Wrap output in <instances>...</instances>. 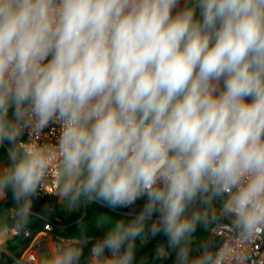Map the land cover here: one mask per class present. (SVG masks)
<instances>
[{"label": "clouds", "instance_id": "clouds-1", "mask_svg": "<svg viewBox=\"0 0 264 264\" xmlns=\"http://www.w3.org/2000/svg\"><path fill=\"white\" fill-rule=\"evenodd\" d=\"M0 149L4 229L122 217L44 264H264V0H0Z\"/></svg>", "mask_w": 264, "mask_h": 264}, {"label": "trees", "instance_id": "trees-1", "mask_svg": "<svg viewBox=\"0 0 264 264\" xmlns=\"http://www.w3.org/2000/svg\"><path fill=\"white\" fill-rule=\"evenodd\" d=\"M4 151L3 149H0V158L3 157L4 155ZM53 199L55 198H44V199H36L35 204H36V208H34V210L41 212L42 213V209L45 207L46 204H50L51 206H54V211L51 214H45L46 217H48L50 220H44L42 218H34L31 226H30V230H31V235L25 240L22 241L21 237L16 236L15 237V242H18L19 246L23 247V251L29 247L31 241H32V236L40 230L45 229V226L47 224H51L53 226V233L56 237L60 238V239H64L67 240L69 237L75 235L76 233H78L80 231V227L81 225H84L87 229L88 235L92 236V237H101L104 234V229L99 225L97 217L101 214H108L111 215L112 217L115 218V220L121 219L122 217L118 216L116 213L110 211L107 208L102 207L99 204H93L88 206V215L86 216V218L76 224L73 225L69 228H58L55 225H65V224H69L75 220H77L78 218H80L84 212V208H80L78 211H68V210H63L61 208H59V205L57 203H53ZM11 199L9 198V200L7 202H2L0 203V207H5L7 208V224H10L11 221L9 219V211L10 209L8 207L11 206ZM143 201L138 202L137 207H139L140 205H142ZM127 211L126 209H122ZM160 243H166L165 238L160 235L157 236L155 239L150 240V242L147 245L141 246L137 245V253H136V259L137 262L139 264V261L142 259L147 258L146 264H153L152 261V257L154 254V250L157 244ZM87 254V253H86ZM16 258L18 259H22L23 257V252H16L15 253ZM173 259H174V255L172 258H169L167 260L164 261H156L155 264H173ZM1 264H13V262L11 260L8 259V257L6 255H2V262Z\"/></svg>", "mask_w": 264, "mask_h": 264}, {"label": "crops", "instance_id": "crops-1", "mask_svg": "<svg viewBox=\"0 0 264 264\" xmlns=\"http://www.w3.org/2000/svg\"><path fill=\"white\" fill-rule=\"evenodd\" d=\"M4 208L3 212H0V264L2 262V255L5 252H11L15 255L16 252H23L22 259H19L24 264V259L28 253H35V257L38 260V264H44V262L51 258L50 246L53 243H59L64 239L56 237L53 231H47L45 229L37 231L32 236V241L24 251L23 247L19 246L18 242H15V237L12 231L3 228L7 224V208ZM32 233H30L31 235ZM29 235V236H30ZM29 258V256H28Z\"/></svg>", "mask_w": 264, "mask_h": 264}, {"label": "built area", "instance_id": "built-area-1", "mask_svg": "<svg viewBox=\"0 0 264 264\" xmlns=\"http://www.w3.org/2000/svg\"><path fill=\"white\" fill-rule=\"evenodd\" d=\"M49 133L51 134L52 132H54V129H50L48 130ZM58 188V183L56 180V171H55V166H53L52 172H51V182L48 183L47 185H45L43 192L41 193L40 197L38 199H44V198H56L55 196V192ZM45 230L47 231H52L53 230V226L51 224H47L45 226ZM12 233L14 234V236H17V234L12 231ZM219 236H223L224 232L221 231L220 233H218ZM257 252H260L261 255H264V250H261L259 247H257ZM29 260H36V257L34 254L29 255Z\"/></svg>", "mask_w": 264, "mask_h": 264}, {"label": "rangeland", "instance_id": "rangeland-1", "mask_svg": "<svg viewBox=\"0 0 264 264\" xmlns=\"http://www.w3.org/2000/svg\"><path fill=\"white\" fill-rule=\"evenodd\" d=\"M57 203L58 205H59V208H61V209H63V210H67L63 205H61L58 201H57V198H55V199H53V203ZM37 206H36V204L34 203V208H36ZM79 210V209H78ZM78 210H76V211H78ZM69 211V210H68ZM101 217H108V218H111L112 220H115V218L114 217H112L111 215H108V214H101V215H99L98 217H97V220H98V223H99V225L104 229V230H106V228H104V225H103V221H101ZM63 241H65V240H62V241H59V243H61V242H63ZM32 254H34L35 255V253H28L27 254V256L25 257V259H24V264H38V260L36 259V260H34V261H32V260H29V258H28V256L29 255H32Z\"/></svg>", "mask_w": 264, "mask_h": 264}, {"label": "water", "instance_id": "water-1", "mask_svg": "<svg viewBox=\"0 0 264 264\" xmlns=\"http://www.w3.org/2000/svg\"><path fill=\"white\" fill-rule=\"evenodd\" d=\"M34 211H36V210H34ZM121 211L123 212L125 210H121ZM36 212H38V211H36ZM87 215H88V208H84V212H83L82 216L80 218H78L77 220H75V221H73V222H71L69 224H65V225H55V226L58 227V228H69V227H71L73 225H76V224L82 222L86 218ZM41 218L44 219V220H50L46 216H43ZM30 233H31V230L29 231L28 235L25 238H21V240L22 241H25L29 237Z\"/></svg>", "mask_w": 264, "mask_h": 264}]
</instances>
